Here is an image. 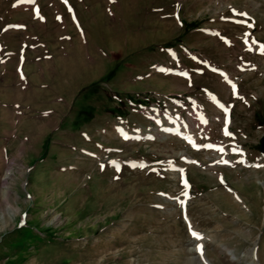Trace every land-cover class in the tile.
<instances>
[{
    "label": "rangeland",
    "instance_id": "obj_1",
    "mask_svg": "<svg viewBox=\"0 0 264 264\" xmlns=\"http://www.w3.org/2000/svg\"><path fill=\"white\" fill-rule=\"evenodd\" d=\"M261 46L264 0H0V264H264Z\"/></svg>",
    "mask_w": 264,
    "mask_h": 264
},
{
    "label": "snow or ice",
    "instance_id": "obj_2",
    "mask_svg": "<svg viewBox=\"0 0 264 264\" xmlns=\"http://www.w3.org/2000/svg\"><path fill=\"white\" fill-rule=\"evenodd\" d=\"M29 2H31V0H29ZM15 6V5H14ZM234 14H237V15H241V16H247V13H236L235 10H233ZM249 27H251L252 25L249 24L248 25ZM261 54H264V46H261ZM215 70V69H214ZM233 88H235V86H233ZM226 134H229L226 132ZM211 147V146H209ZM217 150H221V149H217ZM224 163H227V161H222ZM254 167H261V165H253ZM186 183V182H185ZM187 186V185H186ZM192 235L196 238V239H202L201 236H199V234L193 232ZM197 251L201 252L202 253V245H197Z\"/></svg>",
    "mask_w": 264,
    "mask_h": 264
},
{
    "label": "water",
    "instance_id": "obj_3",
    "mask_svg": "<svg viewBox=\"0 0 264 264\" xmlns=\"http://www.w3.org/2000/svg\"><path fill=\"white\" fill-rule=\"evenodd\" d=\"M261 147H262V151L264 152V135L261 138Z\"/></svg>",
    "mask_w": 264,
    "mask_h": 264
}]
</instances>
